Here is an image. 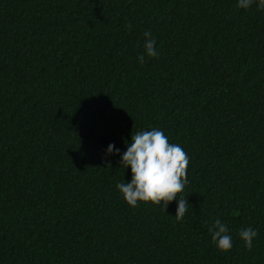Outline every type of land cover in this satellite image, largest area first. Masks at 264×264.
Listing matches in <instances>:
<instances>
[{"label":"trees","instance_id":"obj_1","mask_svg":"<svg viewBox=\"0 0 264 264\" xmlns=\"http://www.w3.org/2000/svg\"><path fill=\"white\" fill-rule=\"evenodd\" d=\"M237 3L0 0V264H264V11ZM152 128L189 156L182 221L116 187Z\"/></svg>","mask_w":264,"mask_h":264},{"label":"clouds","instance_id":"obj_2","mask_svg":"<svg viewBox=\"0 0 264 264\" xmlns=\"http://www.w3.org/2000/svg\"><path fill=\"white\" fill-rule=\"evenodd\" d=\"M254 3L258 10L264 11V0H238L237 7L246 10ZM127 27L131 30V24ZM143 35L144 53L137 58L141 64L146 62L145 55L150 58L159 56L152 33L146 31ZM126 148L121 155L120 163L125 169L131 168V182L123 181L116 187L127 204L135 208L139 206V202H151L166 212L168 204L175 200L177 201L175 217L177 221H182L189 205L187 198L177 197L188 184L189 156L184 149L179 144L169 143L168 138L158 128L132 133L131 143L130 145L126 143ZM112 154L120 155V150L115 148L114 144H109L106 155ZM208 231L211 233L212 242L220 251L231 250L233 239L225 223L216 219ZM238 235L245 247L251 250L258 231L251 227L242 228Z\"/></svg>","mask_w":264,"mask_h":264}]
</instances>
